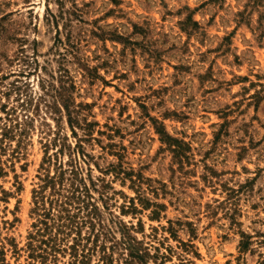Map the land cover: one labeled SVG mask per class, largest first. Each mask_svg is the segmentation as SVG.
Returning a JSON list of instances; mask_svg holds the SVG:
<instances>
[{
    "label": "rangeland",
    "instance_id": "374dc122",
    "mask_svg": "<svg viewBox=\"0 0 264 264\" xmlns=\"http://www.w3.org/2000/svg\"><path fill=\"white\" fill-rule=\"evenodd\" d=\"M73 3L79 20H73L72 35L81 39L77 55L97 67L99 78L88 76L71 55L67 61L58 58L51 22L60 12L57 0H0V109L15 108L21 119L35 114L39 104L20 159L0 175V218L10 222L3 234L18 247L26 244L44 143L65 138L75 145L66 116L46 108L53 102L48 84H57L62 68L75 105H88L78 109L80 120L96 122L94 136L101 144L83 146L93 156L92 177L110 185L114 216L127 225L141 221L143 234L137 237L147 246L160 253L172 248L165 264H259L264 259V0H67L66 8ZM65 34L62 30L64 42ZM56 46L65 53L64 46ZM30 100L31 108L19 107ZM0 115L5 117L1 110ZM157 128L189 147L182 167ZM58 149L51 145L47 151ZM67 156L65 150L61 159ZM109 164L151 180L142 188H156L157 195L149 190L146 195L164 205L158 219L150 218L151 208L121 214L136 191L128 179L104 172ZM231 190L236 192L226 199ZM170 221L176 238L162 228ZM241 231L255 238L253 253L240 254ZM8 260L25 264L10 253Z\"/></svg>",
    "mask_w": 264,
    "mask_h": 264
},
{
    "label": "trees",
    "instance_id": "16d2710c",
    "mask_svg": "<svg viewBox=\"0 0 264 264\" xmlns=\"http://www.w3.org/2000/svg\"><path fill=\"white\" fill-rule=\"evenodd\" d=\"M66 2L67 0H57L60 12L58 15H51V22L56 29L54 50L58 58L62 56L65 61L67 55L78 59L82 71L88 76L99 78L94 72L97 67H89L88 63L77 55L81 49V39L72 35V24L75 18L79 20L78 10L75 3L72 5L73 8H66ZM2 21L4 18L0 19V32L3 30ZM60 22L61 29L66 32V42L61 39ZM57 43L64 46L65 53L60 52ZM62 70L60 68L57 84L53 82L48 84L47 92L50 94L47 95L51 96L53 102L47 104L46 108L49 107L66 116L72 135L76 138L75 145L72 147L65 138L62 142L55 138L44 143L45 155L40 165L41 173L37 186L32 191L30 217L33 221L26 244L18 247L14 239L3 234L2 230L7 229L10 222L0 218V264H10L8 253L15 261L23 258L25 264H165V261H171L172 248H169L167 253H160L158 247H149L144 240L138 239L137 233L143 234L144 229L141 221L138 222V227L127 225L113 215L109 205L110 196L106 190L110 185L103 177L96 179L92 177L89 162L93 156L87 153L83 146L84 142L92 141L101 144L100 139L94 136L96 122H88L86 118L80 120L81 112L78 109L88 105L82 103L75 105L71 95L73 85L66 79L67 71ZM41 86L43 89L46 88L44 83H41ZM43 98L41 97L45 100ZM26 106L31 108L32 101H23L19 105L22 109ZM38 107L39 104H36L35 114L38 113ZM0 110L5 113V117L0 115V175H3L8 164L12 167L14 165L12 161L20 159L19 154L25 146L35 114L24 115L20 119L15 108L6 109L2 106ZM77 128L83 130L82 136H78ZM157 131L167 150L172 153L174 161L182 167L189 147L184 142L168 136L161 129L157 128ZM96 133L103 134L100 130ZM57 144L58 150L53 153L47 151L51 145ZM65 150L68 151L66 161L61 159ZM119 166L121 165L109 164L104 172L114 173L115 178H121L123 182L128 179L136 191V196L128 199L129 205L120 208L121 214H136L151 208L150 218L158 219L164 205L152 201L146 195V190L157 195L156 188H152V184H147L146 190L142 188L144 183L151 180ZM243 187L240 186V189ZM235 192L227 191L226 199L232 198ZM107 211L112 215L109 219L106 218ZM232 215L233 213H230V216ZM162 228L171 238H176L173 222L170 221L167 227ZM240 236V254L253 253L252 244L255 238L242 231ZM179 243L185 248L193 247L185 242ZM259 264H264V259Z\"/></svg>",
    "mask_w": 264,
    "mask_h": 264
}]
</instances>
